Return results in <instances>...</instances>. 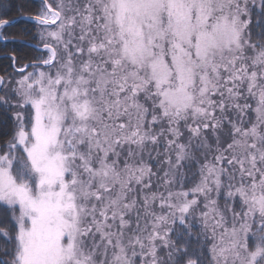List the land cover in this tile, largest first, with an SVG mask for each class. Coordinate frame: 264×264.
<instances>
[{
	"label": "snow or ice",
	"instance_id": "snow-or-ice-1",
	"mask_svg": "<svg viewBox=\"0 0 264 264\" xmlns=\"http://www.w3.org/2000/svg\"><path fill=\"white\" fill-rule=\"evenodd\" d=\"M19 20L0 264H264V0H39L0 42Z\"/></svg>",
	"mask_w": 264,
	"mask_h": 264
},
{
	"label": "trees",
	"instance_id": "trees-1",
	"mask_svg": "<svg viewBox=\"0 0 264 264\" xmlns=\"http://www.w3.org/2000/svg\"><path fill=\"white\" fill-rule=\"evenodd\" d=\"M0 12L8 11L9 17L15 18L20 15H29L39 7V0H0ZM28 30L31 35L23 36L22 30ZM9 37L21 38L26 41H32L37 44L38 36H36V30L31 23H25L23 20L15 23L13 26L5 30ZM35 37V38H33ZM16 52L20 56H32L38 54L35 47L28 45L26 42L9 41L7 44L0 42V75H4L5 72L11 73L13 70L10 67V57ZM11 54V55H10ZM6 131V128L0 127V133ZM175 231L172 233L174 239H179L182 243L189 245L190 249L196 250L200 246V241L197 239V233L199 232V224L193 222L192 234L188 235L183 226L176 223Z\"/></svg>",
	"mask_w": 264,
	"mask_h": 264
},
{
	"label": "water",
	"instance_id": "water-1",
	"mask_svg": "<svg viewBox=\"0 0 264 264\" xmlns=\"http://www.w3.org/2000/svg\"><path fill=\"white\" fill-rule=\"evenodd\" d=\"M20 16H22V15H20ZM20 16H19V17H20ZM23 16H26V15H23ZM12 38H13V37H9V41H13ZM15 41L26 42V43H27L28 45H30V46H34V45H36L34 42L25 41V40H23V39L16 38V37H15Z\"/></svg>",
	"mask_w": 264,
	"mask_h": 264
},
{
	"label": "bare ground",
	"instance_id": "bare-ground-1",
	"mask_svg": "<svg viewBox=\"0 0 264 264\" xmlns=\"http://www.w3.org/2000/svg\"><path fill=\"white\" fill-rule=\"evenodd\" d=\"M19 17V16H18ZM15 18H17V17H15ZM21 39V38H20ZM24 40V39H23ZM26 41V40H25ZM30 42H32V41H30ZM36 44V43H35ZM11 55V54H10Z\"/></svg>",
	"mask_w": 264,
	"mask_h": 264
}]
</instances>
